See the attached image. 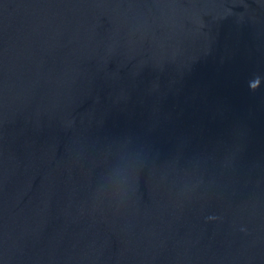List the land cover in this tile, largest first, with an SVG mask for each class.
<instances>
[{
  "label": "water",
  "instance_id": "obj_1",
  "mask_svg": "<svg viewBox=\"0 0 264 264\" xmlns=\"http://www.w3.org/2000/svg\"><path fill=\"white\" fill-rule=\"evenodd\" d=\"M0 264H264V0H0Z\"/></svg>",
  "mask_w": 264,
  "mask_h": 264
}]
</instances>
